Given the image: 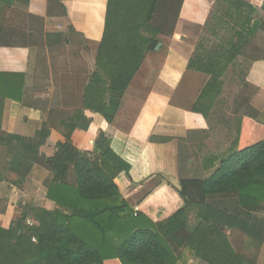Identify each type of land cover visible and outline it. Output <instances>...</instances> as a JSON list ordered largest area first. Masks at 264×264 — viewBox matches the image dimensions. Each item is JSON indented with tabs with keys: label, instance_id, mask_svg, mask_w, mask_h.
Instances as JSON below:
<instances>
[{
	"label": "crops",
	"instance_id": "1",
	"mask_svg": "<svg viewBox=\"0 0 264 264\" xmlns=\"http://www.w3.org/2000/svg\"><path fill=\"white\" fill-rule=\"evenodd\" d=\"M241 1L253 7L249 25L259 33L245 35L237 55L248 66L235 109H229L228 133L210 119V111L206 117L185 108L194 107L208 80L189 69L203 51L204 34L214 39L212 49L239 41L235 31L243 19L229 1L221 0L226 7L220 10L214 9L218 0H183L172 35H148L149 44L155 38L161 47L146 55L110 120V81L97 67L109 0H0V97L8 99L0 102V125L7 133L0 136V227L11 229L31 209L52 208L46 199L51 174L32 162L47 139L57 145L70 139L79 152L110 148L127 166L114 169L112 177L134 215L156 223L182 209L181 181L206 179L216 170L233 149L241 120L264 124V46L254 47L264 42V0ZM190 87L195 89L186 96ZM176 95L185 107L172 106ZM73 168L67 180L73 181ZM212 204L235 209L233 200ZM261 224L247 234L226 230L248 264H263ZM189 236L185 230L174 236L177 264L197 263L188 254Z\"/></svg>",
	"mask_w": 264,
	"mask_h": 264
},
{
	"label": "trees",
	"instance_id": "2",
	"mask_svg": "<svg viewBox=\"0 0 264 264\" xmlns=\"http://www.w3.org/2000/svg\"><path fill=\"white\" fill-rule=\"evenodd\" d=\"M225 1L243 19L242 29L235 31L239 41L209 52L200 44L203 51L189 65L208 80L194 107L185 109L206 117L221 95L224 70L242 52L243 38L259 33L249 25L252 6L241 0ZM182 5L183 0H109L97 67L110 81V120L146 55L159 44L155 38L149 44L148 35H172ZM261 46L264 42L254 47ZM6 101L0 97L2 106ZM172 106L185 107L177 95ZM5 135L0 125V136ZM43 145L32 162L51 174L46 199L53 206L26 211L9 230L0 227V264H177L180 258L173 246L180 230L190 234L186 247L196 264H248L231 246L226 230L247 234L258 222L264 225V124L241 120L233 149L216 170L206 179L182 180L179 195L184 207L156 223L142 213L134 215L120 198L112 173L127 166L110 148L100 145L96 152H79L70 139L59 145L47 139ZM71 165L73 181L66 176ZM220 200H233L235 209H217L212 201ZM257 237L264 242L263 232Z\"/></svg>",
	"mask_w": 264,
	"mask_h": 264
},
{
	"label": "rangeland",
	"instance_id": "3",
	"mask_svg": "<svg viewBox=\"0 0 264 264\" xmlns=\"http://www.w3.org/2000/svg\"><path fill=\"white\" fill-rule=\"evenodd\" d=\"M221 0H218L217 5H215L214 9H220L222 8V10H225V7L223 6V3L221 4L220 2ZM222 13H224L222 11ZM213 18H216L215 15L213 16ZM212 25V24H211ZM212 26H216V28L219 27L218 23L215 22V20L213 19V25ZM214 29V28H213ZM212 32V29L210 30V33ZM223 34V33H222ZM202 42H205V45L203 47H205L206 52H209L210 50H212V42H214V39H212L210 37V35L206 32L203 36ZM206 52L204 53V55L206 54ZM247 64L241 62L240 60H236L234 64L229 65L227 67L226 70H224L222 78H221V88H220V92L221 95L218 99L215 100V102L210 106L209 108V116L210 119L212 121H215V123H219L220 126H222V128H224L225 130L228 131L229 133V124H231V116L229 114L230 112V107L232 105V110L235 109L233 107H235V104L237 103L238 99H237V92L238 89L244 79L246 70H247ZM197 79L195 80V88L197 86H199V82L197 81ZM194 87H190L187 91L188 94L186 96L192 95L191 92H189V90H194ZM220 121V122H218ZM195 216L191 215V220L193 222ZM28 224V222H27ZM188 250V249H187ZM188 254L189 256L193 257V254L189 252L188 250ZM262 259V258H261ZM263 264H264V257H263Z\"/></svg>",
	"mask_w": 264,
	"mask_h": 264
},
{
	"label": "built area",
	"instance_id": "4",
	"mask_svg": "<svg viewBox=\"0 0 264 264\" xmlns=\"http://www.w3.org/2000/svg\"><path fill=\"white\" fill-rule=\"evenodd\" d=\"M28 225H29V226H32L33 223H32L31 221H28Z\"/></svg>",
	"mask_w": 264,
	"mask_h": 264
},
{
	"label": "water",
	"instance_id": "5",
	"mask_svg": "<svg viewBox=\"0 0 264 264\" xmlns=\"http://www.w3.org/2000/svg\"><path fill=\"white\" fill-rule=\"evenodd\" d=\"M161 47V44H158V46L156 47V50H158Z\"/></svg>",
	"mask_w": 264,
	"mask_h": 264
}]
</instances>
